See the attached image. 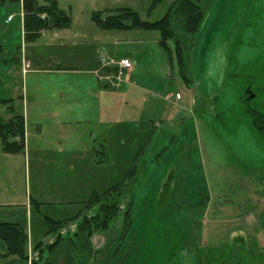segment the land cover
I'll list each match as a JSON object with an SVG mask.
<instances>
[{
	"label": "rangeland",
	"instance_id": "rangeland-1",
	"mask_svg": "<svg viewBox=\"0 0 264 264\" xmlns=\"http://www.w3.org/2000/svg\"><path fill=\"white\" fill-rule=\"evenodd\" d=\"M154 1L58 0L71 28L44 30L34 43L24 39L19 4L0 5V118H11L12 106L28 132L25 152H1L0 194L45 202L33 220L45 233L43 215H75L93 190L123 180L137 157L133 224L112 264H264V0H205L188 84L172 39L165 48L157 30H105L92 19L132 8L156 21L176 0L152 8ZM22 44L34 60L25 75L15 62ZM102 55L132 59L121 88L87 72ZM128 80L143 109L120 114ZM102 143L106 158L97 163ZM122 219L123 211L113 231L95 233L97 260L119 244ZM43 232L44 243L54 240Z\"/></svg>",
	"mask_w": 264,
	"mask_h": 264
},
{
	"label": "trees",
	"instance_id": "trees-1",
	"mask_svg": "<svg viewBox=\"0 0 264 264\" xmlns=\"http://www.w3.org/2000/svg\"><path fill=\"white\" fill-rule=\"evenodd\" d=\"M161 1L155 0L152 8ZM20 2L21 0H0V5L19 4ZM24 6L25 39L29 42L36 41L44 30L71 26L72 19L65 10L59 7L58 0H44L43 4H39L37 0H25ZM206 13L205 0H176L167 13L156 21L142 20L139 13L132 8H119L116 13L108 14L106 17L103 16V11H97L93 13L92 19L105 30H157L161 35L159 42L165 48H169L168 40L172 39L175 43L178 62L182 68L181 72L188 84L189 79L185 74V68L196 34L202 26ZM105 86L108 87L109 83H105ZM2 101L8 104L13 99H2ZM8 110L13 116L8 120L0 118L2 150L10 154L23 153L27 146L25 116L14 114L12 106H8ZM95 151L101 154L97 158V163L105 162V144L102 143V149H95ZM141 151L143 150L139 152ZM137 160L136 157L123 180L109 186L102 193L93 190L75 215L63 219L43 215L47 226L45 236L54 235V240L49 243L41 240L34 245L37 257L33 258L31 264H112L133 224L134 195L131 193V187L137 178L139 162ZM33 204L37 211H40L43 203L33 199ZM122 211V225L116 232V236H113L114 239L120 240L119 244L97 260L100 250L93 245L92 239L95 233L113 231L112 224ZM74 222L77 225L76 229L63 234L61 230ZM0 237L8 244V254H17L28 259V235L20 225L0 223ZM60 254L63 258L62 262L58 259ZM6 255H0V258Z\"/></svg>",
	"mask_w": 264,
	"mask_h": 264
},
{
	"label": "crops",
	"instance_id": "crops-1",
	"mask_svg": "<svg viewBox=\"0 0 264 264\" xmlns=\"http://www.w3.org/2000/svg\"><path fill=\"white\" fill-rule=\"evenodd\" d=\"M43 3H39V4H43ZM24 4H25V0H21V2L19 3L20 13H22V15H21L22 18L21 19H22L23 36H24V39H25V30H24V24H23V22H24V14H25V6H24ZM9 16H8V18H9ZM8 18L6 20L7 22H9ZM54 30L56 31V29H53V31ZM45 33H47V31L43 32L42 35H44ZM61 39L62 40H66L67 38L66 39L65 38H61ZM31 43H34V42H31ZM3 48H4L3 44L0 43V54L2 53ZM16 57H18V58L15 59V62L18 63V64H21L22 71H23L24 75H25V73L29 72V70L27 72H24V61H26V62H28L30 64V67H29L30 71L33 70L32 67L34 65V60L28 55V51L25 50V46L23 44L21 45V52H19V54L16 55ZM126 57L130 58L129 56H126ZM99 64H100V59L99 58L97 60H94V59L90 60L88 62V64H87L88 65L87 66V72L93 73L97 77V74L95 73V70L99 67ZM60 68H63V67L60 66ZM132 69H133V66H132ZM132 69H129L126 72L128 77L133 76L132 72L130 71ZM97 80H98V83L100 85L103 84V81H100L98 77H97ZM127 83L130 86V88H128L124 92H122V96L121 97H123V99L120 101L119 106L117 105L115 107V108L119 109L120 114L124 111V109L135 110V111H139L140 109H143V105H135L134 104V102L136 101V95L138 93L131 92L132 88L133 87H137L138 84L132 83V81H130V80H128ZM123 84H122V86H123ZM111 88H113V87H111ZM115 89H119V88H115ZM148 93H152V94L157 95V92H154L152 90H148ZM146 98H147L148 103L151 104L150 106L156 108V106H157L156 104H157L158 101H156V104L153 105L152 101L149 102V99H148L147 95H146ZM181 98L182 97H180L179 99H181ZM173 103L176 104L177 102L175 100H173ZM140 106H141V108H140ZM177 106H181V105L178 104ZM166 112H168V111H166ZM166 112H164V113H166ZM164 120H170V117H168V118L165 117ZM56 124H57V126H59L60 124H62V122L59 121ZM27 133L28 132H27V128H26V140H27ZM41 134H42V130H40V132H39V135H41ZM48 144H50V143H48ZM48 144L46 145V143H43V145H45L43 150H46V148L48 147ZM1 152H3V154L5 153L2 150V147H1V144H0V156H3ZM14 196H11V194L7 195V196L5 194L4 195L0 194V223H3V222L5 223L6 222V223L18 224L24 229L25 233L28 235V241H27L28 259L23 258V257H21V256H19L17 254H8L9 253L8 244L6 243V241L4 239H2L0 237V255L7 254L5 257L0 258V264H31L33 258H36V255H37V252L34 251V245L37 242L43 240V239H40V235L44 231L42 226L39 227L41 229L34 230L33 220H34V215H35L37 209L34 207L33 199H35L36 201L41 202V203H45V202L39 200L38 198H34L31 194L29 195L28 193H27L26 198H25L24 201H18V200H16V197H14ZM42 206L43 205H41V207H40V211H41ZM40 211L38 210L37 212H40ZM43 220H44V218H43ZM44 223H45V221H44ZM45 226H46V223H45ZM46 228H47V226H46ZM38 230H40L39 233H38ZM46 230L47 229H45V233L43 232L42 235L46 234Z\"/></svg>",
	"mask_w": 264,
	"mask_h": 264
},
{
	"label": "built area",
	"instance_id": "built-area-1",
	"mask_svg": "<svg viewBox=\"0 0 264 264\" xmlns=\"http://www.w3.org/2000/svg\"><path fill=\"white\" fill-rule=\"evenodd\" d=\"M13 19V15H10L8 21ZM100 65L103 67H98L95 70L100 81L106 82L105 79L108 80V83L113 88H120L124 83V76L126 72L132 68L133 63L130 58L122 57L120 59L108 58L105 55L100 57ZM30 64L24 61V72L29 70ZM100 71L102 72L100 74ZM180 97V94H178Z\"/></svg>",
	"mask_w": 264,
	"mask_h": 264
}]
</instances>
